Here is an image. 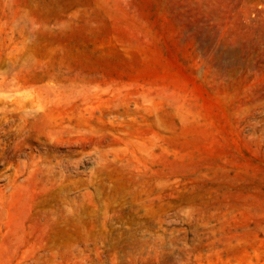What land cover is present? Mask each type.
<instances>
[{
    "label": "rangeland",
    "instance_id": "1",
    "mask_svg": "<svg viewBox=\"0 0 264 264\" xmlns=\"http://www.w3.org/2000/svg\"><path fill=\"white\" fill-rule=\"evenodd\" d=\"M0 264H264V0H0Z\"/></svg>",
    "mask_w": 264,
    "mask_h": 264
}]
</instances>
